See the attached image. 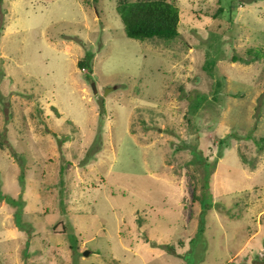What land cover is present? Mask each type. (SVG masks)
<instances>
[{
	"label": "rangeland",
	"instance_id": "rangeland-1",
	"mask_svg": "<svg viewBox=\"0 0 264 264\" xmlns=\"http://www.w3.org/2000/svg\"><path fill=\"white\" fill-rule=\"evenodd\" d=\"M173 1L2 0L0 264H263L264 0Z\"/></svg>",
	"mask_w": 264,
	"mask_h": 264
},
{
	"label": "trees",
	"instance_id": "trees-1",
	"mask_svg": "<svg viewBox=\"0 0 264 264\" xmlns=\"http://www.w3.org/2000/svg\"><path fill=\"white\" fill-rule=\"evenodd\" d=\"M1 2L2 0H0V4ZM116 9L120 14L125 33L130 38L139 40L152 37L171 39L176 37L179 33L177 29L179 8L173 0H117ZM254 58L259 59L258 56ZM233 60H236L235 57ZM77 66L80 69L84 68L86 66L85 59L79 60ZM260 141H264V138H260ZM220 142H222V140H220ZM207 187L208 180L206 175H204L201 179L200 194L197 195L195 191L193 192V198L196 197L199 199L205 208L207 205L205 204ZM18 220L19 212L16 221L18 222ZM200 231H202V228H200ZM262 253L263 258L261 261L264 264V250ZM233 263L232 261L229 264Z\"/></svg>",
	"mask_w": 264,
	"mask_h": 264
}]
</instances>
